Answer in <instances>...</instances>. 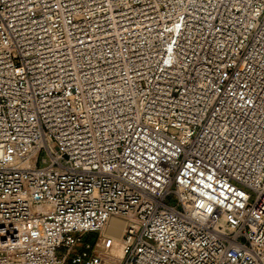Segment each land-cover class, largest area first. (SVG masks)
I'll use <instances>...</instances> for the list:
<instances>
[{"label": "built area", "instance_id": "obj_1", "mask_svg": "<svg viewBox=\"0 0 264 264\" xmlns=\"http://www.w3.org/2000/svg\"><path fill=\"white\" fill-rule=\"evenodd\" d=\"M113 216L110 264H264V0H0V264Z\"/></svg>", "mask_w": 264, "mask_h": 264}, {"label": "bare ground", "instance_id": "obj_2", "mask_svg": "<svg viewBox=\"0 0 264 264\" xmlns=\"http://www.w3.org/2000/svg\"><path fill=\"white\" fill-rule=\"evenodd\" d=\"M121 217L113 216L109 219L105 226L103 233L112 239V246L107 251L106 263H119L125 255V231L127 227V220ZM123 232L122 238L121 234Z\"/></svg>", "mask_w": 264, "mask_h": 264}, {"label": "rangeland", "instance_id": "obj_3", "mask_svg": "<svg viewBox=\"0 0 264 264\" xmlns=\"http://www.w3.org/2000/svg\"><path fill=\"white\" fill-rule=\"evenodd\" d=\"M40 163H41V164L43 163V162H42V158H41V160H40ZM253 194H254V193H253ZM119 220H122V219L120 218ZM96 235H97V233L87 234L86 237H85V239H86V240L94 241ZM122 235H123V232H122L120 238H122Z\"/></svg>", "mask_w": 264, "mask_h": 264}]
</instances>
